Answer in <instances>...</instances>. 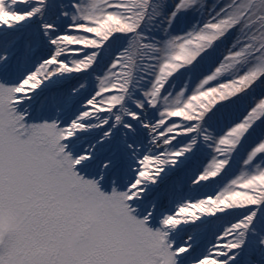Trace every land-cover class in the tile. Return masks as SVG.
Here are the masks:
<instances>
[{"label":"snow or ice","instance_id":"1","mask_svg":"<svg viewBox=\"0 0 264 264\" xmlns=\"http://www.w3.org/2000/svg\"><path fill=\"white\" fill-rule=\"evenodd\" d=\"M0 264H264V0H0Z\"/></svg>","mask_w":264,"mask_h":264}]
</instances>
